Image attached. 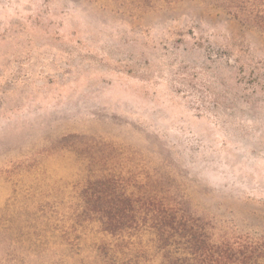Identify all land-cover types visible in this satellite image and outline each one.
Listing matches in <instances>:
<instances>
[{"label": "rangeland", "instance_id": "rangeland-1", "mask_svg": "<svg viewBox=\"0 0 264 264\" xmlns=\"http://www.w3.org/2000/svg\"><path fill=\"white\" fill-rule=\"evenodd\" d=\"M264 0H0V264H166L87 202L152 198L264 240ZM117 193V194H115Z\"/></svg>", "mask_w": 264, "mask_h": 264}, {"label": "trees", "instance_id": "trees-1", "mask_svg": "<svg viewBox=\"0 0 264 264\" xmlns=\"http://www.w3.org/2000/svg\"><path fill=\"white\" fill-rule=\"evenodd\" d=\"M252 21L264 29L260 13ZM86 208L99 214L104 230L118 238L152 230L166 264H264V240L238 237L216 241L212 223L181 205L125 196L105 205L87 202Z\"/></svg>", "mask_w": 264, "mask_h": 264}]
</instances>
